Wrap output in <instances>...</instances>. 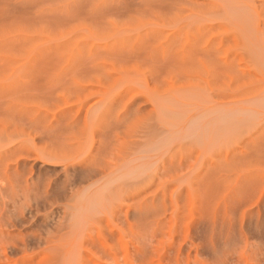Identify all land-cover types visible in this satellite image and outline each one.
Masks as SVG:
<instances>
[{"label": "rangeland", "instance_id": "374dc122", "mask_svg": "<svg viewBox=\"0 0 264 264\" xmlns=\"http://www.w3.org/2000/svg\"><path fill=\"white\" fill-rule=\"evenodd\" d=\"M0 264H264V0H0Z\"/></svg>", "mask_w": 264, "mask_h": 264}]
</instances>
